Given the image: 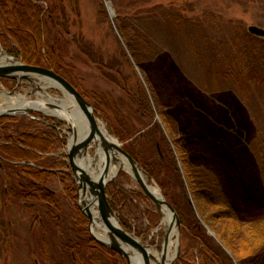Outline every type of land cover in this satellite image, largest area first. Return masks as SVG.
Segmentation results:
<instances>
[{
    "label": "rangeland",
    "instance_id": "rangeland-1",
    "mask_svg": "<svg viewBox=\"0 0 264 264\" xmlns=\"http://www.w3.org/2000/svg\"><path fill=\"white\" fill-rule=\"evenodd\" d=\"M38 4L46 11L31 13L32 6L27 5L24 12L27 25L23 26L30 27L42 45L34 53L55 69L42 67L66 79L91 104L98 126L104 127L108 137L125 151V146L132 145L146 152L143 163L151 161L146 159L143 134L158 131L173 150L171 138L178 137L189 161L215 174L220 194L234 218L221 215L219 206L192 196L178 155H174L178 172L175 168L172 172L166 162H161L160 169L157 161L152 160L157 167V170L153 168V176L135 160L144 182L157 188L164 199L172 200L176 206L170 203L179 220L170 264H180L178 258L182 252L180 247L185 244L184 237L189 244L195 240L197 234L183 236L180 227V219L188 222L190 217L204 229V234L220 245L231 264H241L242 260L261 252L264 249V179L260 168L264 158V41L248 44L245 35L250 34L247 28L251 25L264 29V0H38ZM48 12L53 15L51 19ZM126 31L134 32L133 36L143 34L156 49L151 62L141 67L134 61L127 46ZM21 36L27 39L23 33ZM0 52L14 58L1 43ZM18 60L28 64L21 58ZM28 75L32 82L22 79L18 86L14 79L0 78V94L15 89L6 96L44 101L48 95L54 100L64 98L63 91L45 84L46 78ZM34 84L45 88H35ZM1 97L0 105L5 106ZM144 98L151 107L149 116L141 111ZM162 114L171 119L176 134L168 132L167 125L164 127ZM18 117L35 122L43 120L41 123L47 128L36 124L27 133L10 129L2 136L1 122H10L13 126ZM48 126L62 140L56 152L47 150L46 142L43 143L45 132L50 131ZM117 127L118 131H114ZM71 133L66 121L45 113L0 116L1 151L2 144H7L14 151L11 156L15 159L21 154L30 157L29 153L32 158L37 157L34 160L37 162L61 159L77 185L66 156ZM24 139L33 142L35 147L26 146ZM87 153L92 162L93 147ZM114 156L120 154L115 151ZM21 163L44 173L31 177L43 176L44 187L56 199L47 207L8 198L4 194L10 182L7 165L15 163L0 156V264H128L125 257L92 237L88 230L89 218L78 206V185L73 201L56 170L45 172L44 167L32 162ZM96 165L87 171L91 177L98 171ZM127 165L132 170L128 162ZM114 179L118 189L128 195L115 208L107 196L119 226L126 231L124 222L131 229L126 232L148 246V250L161 252L166 228L159 210L145 196L134 173L122 168ZM110 184L113 183L106 188ZM153 214L157 216L156 224L151 223ZM54 215L57 220L53 219ZM255 222L259 225L254 229L250 225ZM75 223L87 229V237L76 235Z\"/></svg>",
    "mask_w": 264,
    "mask_h": 264
},
{
    "label": "trees",
    "instance_id": "trees-1",
    "mask_svg": "<svg viewBox=\"0 0 264 264\" xmlns=\"http://www.w3.org/2000/svg\"><path fill=\"white\" fill-rule=\"evenodd\" d=\"M40 1V0H39ZM43 1V0H41ZM27 5L32 6L30 10L31 13H37L40 14L41 10H44V6L38 4V0H0V43L3 45L4 50L8 55L13 56L14 58L22 59V61L27 62L28 64L32 65H38V66H46L50 68H54L53 64L50 62H46V60H42L41 58L38 59L37 54H35L34 49L41 48V41L40 38H36V35L33 33V30H31L30 27H24L23 25L27 23L25 22V15L24 12H26ZM49 18L53 16L50 12H48ZM42 19V18H41ZM38 24V23H37ZM26 35L27 39L23 40L21 38V34ZM132 31L125 32V38L127 42V46L130 50V53L134 59V61L139 64V66L145 65V63H149L153 60L154 55L157 54L156 49H153L151 47V44L147 41V39L144 37L143 34L139 33V35L133 36ZM37 39V40H36ZM246 43H261L260 41H264V39L260 37H256L250 34L245 35ZM17 42V44L13 43ZM47 43V42H46ZM255 45V44H254ZM46 47L49 48L47 45ZM243 56V55H242ZM43 64H42V62ZM55 69V68H54ZM142 113L145 116H149L150 113V104L148 101L144 98V103L142 106ZM144 110V111H143ZM163 120V125L165 128L169 127L168 129L172 135L176 134L174 129V124L171 121V119L165 115H161ZM20 123L19 125H16ZM3 123L1 134L4 136L7 135L8 131L11 129V132H19V133H27L31 129H33V126H36V124L41 127L47 128V126H44L41 122H35L33 119H29L28 117H18L15 118L13 121V126L9 125L10 122L6 123V121H2ZM61 124V123H58ZM167 125V127H166ZM12 126V127H10ZM49 127V126H48ZM35 130H38L37 127ZM52 128V127H51ZM53 129V128H52ZM46 131L45 136L46 139H43V143L46 142L45 145L48 146L47 150L56 152L60 148V144H62V140L56 136L55 131ZM120 129V128H119ZM125 129V128H124ZM14 130V131H12ZM19 130V131H18ZM114 130V129H113ZM118 131V127L114 130ZM10 132V131H9ZM8 139H12L9 136H5ZM142 138L145 140L146 143V151L148 152V156L146 159L157 161L158 163L157 167L161 164V162H166V164H170L172 172L177 171L176 168V162L174 160V155H178L180 160L182 161V167L184 171L186 172L187 179L189 181L188 187L190 190V193L192 196H195L197 199H201L202 201L214 205L219 206L222 210L220 213L221 215H229V218H234L231 208L229 207V204L225 201L224 197L220 194V189L218 186V181L215 177V174L210 171L209 169H204L203 166L192 163L187 158L186 152L180 148L179 144V138L175 137L171 138V142L174 143V150L168 142L165 141L162 135L158 133V131H149L146 136L144 134L142 135ZM40 139V140H42ZM39 140V142H40ZM22 142L29 147H35L34 143L29 141L28 139L22 140ZM37 143V140L35 141ZM176 144V145H175ZM33 145V146H31ZM4 150L1 151L0 147V154L6 159L10 161H14L15 164L12 166L7 165V169L9 171V185L8 190H4V194L8 195V198H10L13 201H24L26 203H36L38 205H47V207H51L52 201L54 202V199L56 197L54 194L47 190L44 187L43 182V176L42 178L38 177L37 179H33L31 176L33 174L40 173V170L33 166H29L25 163L21 162H32L34 165H38L39 167H44L47 171L56 170L58 173L57 176L61 181L62 186L66 190V194L75 201L76 196V190L77 185L75 181L73 180L71 174L65 170L66 163L63 162L61 159L52 158V162H37L34 161L37 159L32 158V154H28L30 157H27V155L19 156L17 159L13 158V150L10 148L9 145L2 144ZM131 146V147H130ZM128 147L125 146L126 151L131 155V157L136 160L140 165L144 166L146 168V171L152 176L154 174V169L157 170V167L154 163L151 161H148V163H143L144 161V155L146 152H142L140 149L134 148V146L130 145ZM40 147V146H39ZM32 150V149H30ZM44 150L46 148L44 147ZM175 152V153H174ZM0 155V156H1ZM63 156V154H62ZM29 158V159H28ZM261 158V155H260ZM38 163V164H37ZM152 164V165H151ZM261 168V174L262 179H264V158L262 162L260 163ZM49 169V170H48ZM161 169V168H160ZM178 172V171H177ZM44 174V173H40ZM179 174V173H177ZM46 176V175H45ZM36 189V192L33 193V189ZM118 187L114 184H110L106 188V194L111 199V205L114 206L115 204L119 203L121 204L122 201L126 199L128 195L124 193L123 191H118ZM184 193V192H183ZM126 195V196H125ZM118 200V202H117ZM169 203H171L174 208H176L174 202L172 200H167ZM116 204V205H117ZM227 208V209H226ZM49 209L48 211H50ZM154 210V209H153ZM51 214L53 212H50ZM219 214V216H220ZM152 215V214H150ZM223 215V216H224ZM154 220L152 219V224H156L157 216L156 214H153ZM232 216V217H231ZM53 219L55 218L57 220V216H52ZM218 217V216H217ZM84 221H86V217H82ZM192 217H190V220L188 222H183V219H180V227L182 231L183 236L193 237V235L197 234L195 236V240L192 244H189L186 242V238L184 237L185 244L180 247V252L182 248L181 255L178 258V262L180 264H208L207 261H209V264H231V260L225 255L223 250L221 249L220 245L217 244L214 239H211L206 234H204V229L197 223L194 222ZM121 222V220H120ZM122 223V222H121ZM76 226L74 227L75 231H77L78 234H76L80 238H84L88 236L87 229L83 226H80V223H75ZM123 224V228L131 232V229L128 225ZM254 226V229L258 227V223H252L250 226ZM191 231L194 233L192 234ZM82 236V237H81ZM225 241V239H222ZM225 244V243H224ZM104 251H107V249L102 248ZM109 252V251H107ZM241 264H264V249L259 252L257 255H253L250 258H246L245 260L241 261Z\"/></svg>",
    "mask_w": 264,
    "mask_h": 264
},
{
    "label": "water",
    "instance_id": "water-1",
    "mask_svg": "<svg viewBox=\"0 0 264 264\" xmlns=\"http://www.w3.org/2000/svg\"><path fill=\"white\" fill-rule=\"evenodd\" d=\"M107 8L112 13L110 9V4H106ZM248 32L257 37H264V29L255 25L248 26ZM6 55V54H5ZM10 60L13 61L12 64L9 65H0V78H10L16 80V86L19 85L20 81L28 80L32 82L31 77L28 74L39 75L43 78H46L47 81L53 83L52 87H55L61 91H63L66 95H68L72 100L75 101L79 110L83 114L88 129L85 135L80 137L79 139H75L73 143L67 146L66 156L69 160V166L72 169L74 177L77 181L78 185V206L84 214L89 218V222L91 221V217L88 215V208L86 205V194L92 195L95 198V201L98 205L99 213L101 218L106 225L108 231L111 234L112 242L110 244H106L96 239L95 236L90 232V227L88 228L92 237L102 246L107 247L115 252H117L121 257H125L127 263L129 264V259L124 252L122 245L115 241L114 236L120 240L122 244L125 246H129L137 251L139 256L141 257L142 264H152L153 257L148 251V246L142 245L135 237L130 235L128 232L124 231L116 221L115 212L110 205L109 199L105 193L106 185L109 183H113L117 186L115 182V175L112 177H108V169L110 164L115 160L114 153L115 151L119 153L129 164L131 167L134 176L137 182L140 184L141 189L145 196L156 206L159 210L161 206L168 208L172 214V222L176 225L179 224L178 215L173 208V206L164 199L161 195V198L158 199L148 189L146 183L142 179L139 174V165L136 161L118 144H116L110 137L111 141L108 138H105L100 133V127L97 124L96 117L94 116L95 110L91 106V104L62 76L55 73L53 70L42 66L29 65L21 62L18 59L7 56ZM40 89V87H38ZM15 90V89H14ZM12 92H2L5 95H11ZM48 107H54V105L47 103ZM32 112L43 113L39 109H26L24 111H9L0 114V116H13L15 114H25L31 116ZM47 116V114H45ZM50 116V115H48ZM53 117V116H50ZM57 119L64 121L58 117ZM68 125L69 123L66 122ZM71 130V128H70ZM72 132V130H71ZM90 147H93L94 154L92 162L89 161V167L92 165H96V161H100L98 164V179L96 180L94 177H91L90 174L83 169L80 165L83 164L87 160V152ZM82 190V200H79V191ZM166 248V238L164 239L162 250Z\"/></svg>",
    "mask_w": 264,
    "mask_h": 264
},
{
    "label": "bare ground",
    "instance_id": "bare-ground-1",
    "mask_svg": "<svg viewBox=\"0 0 264 264\" xmlns=\"http://www.w3.org/2000/svg\"><path fill=\"white\" fill-rule=\"evenodd\" d=\"M13 63L4 53L0 52V65H9ZM45 84L47 86H53V83L44 79ZM40 82V81H39ZM35 88H38V84H34ZM45 88V86H40V88ZM2 101L6 102L5 106L0 105V114L9 111H24L26 109H39L43 113L58 117L66 122L69 123V126L72 130L70 138L68 140V145L74 142L77 138L79 139L87 132L88 125L87 122L79 110L78 106L76 105L75 101L72 100L68 95L65 94L64 98L54 100L49 95L47 96V100L41 99H27L22 96H16L14 98L8 97L4 94H0ZM47 101L52 103L54 107H48ZM59 101V103H56ZM100 133L103 137L111 139L108 137L106 130L104 127H100ZM113 166L111 168V173L108 177H112L115 175L119 169L124 168L128 173L133 174L132 170L127 165V161L120 155L118 157L115 156V160L113 161ZM89 158L81 164L80 166L85 169L86 171H90L89 168ZM99 170L95 172L94 178L98 179ZM97 174V175H96ZM142 179H145L144 175L140 173ZM152 195L156 198L160 199V193L157 188L146 184ZM82 190L79 191V200H82ZM86 196V205L88 208V215L91 217V221L89 222L90 232L95 236L96 239L100 240L103 243L110 244L112 242L111 234L108 231L106 225L104 224L101 215L99 213L98 205L95 201V198L92 195H85ZM159 212L162 217V225L166 228V248L163 249L161 252H158L156 249H149V253L153 257L152 264H170L174 257V253L172 252V247L176 246L177 239V231H176V224L172 222V214L170 210L164 206L159 208ZM87 215V214H86ZM116 242L120 243L124 249L125 254L129 259V264H142L141 257L137 253V251L129 246H125L114 236Z\"/></svg>",
    "mask_w": 264,
    "mask_h": 264
},
{
    "label": "flooded vegetation",
    "instance_id": "flooded-vegetation-1",
    "mask_svg": "<svg viewBox=\"0 0 264 264\" xmlns=\"http://www.w3.org/2000/svg\"><path fill=\"white\" fill-rule=\"evenodd\" d=\"M40 121H41V120H40ZM42 121H43V120H42ZM42 121H41V122H42ZM43 122H44V121H43ZM45 123H46V122H45ZM46 124L48 125V123H46ZM50 127H51V126H50Z\"/></svg>",
    "mask_w": 264,
    "mask_h": 264
}]
</instances>
